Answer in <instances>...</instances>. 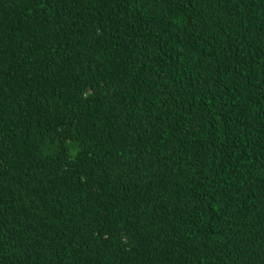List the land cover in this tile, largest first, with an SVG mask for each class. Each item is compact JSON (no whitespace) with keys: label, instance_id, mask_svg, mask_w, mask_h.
Instances as JSON below:
<instances>
[{"label":"trees","instance_id":"trees-1","mask_svg":"<svg viewBox=\"0 0 264 264\" xmlns=\"http://www.w3.org/2000/svg\"><path fill=\"white\" fill-rule=\"evenodd\" d=\"M0 264H264V0H0Z\"/></svg>","mask_w":264,"mask_h":264}]
</instances>
